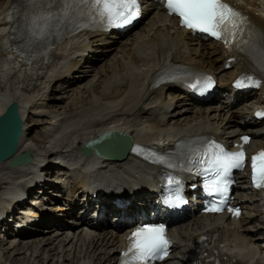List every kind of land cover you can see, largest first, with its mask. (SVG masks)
<instances>
[{
    "label": "bare ground",
    "instance_id": "bare-ground-1",
    "mask_svg": "<svg viewBox=\"0 0 264 264\" xmlns=\"http://www.w3.org/2000/svg\"><path fill=\"white\" fill-rule=\"evenodd\" d=\"M13 1L0 0V115L7 105L17 103L24 124L16 151L0 162V264H117L121 239L112 234L113 227L94 233L95 217L80 226L74 219L81 211L80 203L86 200L82 191L98 182L109 190L135 186L148 190L157 181L151 165L128 154L120 161L101 159L93 153L84 157L78 155L80 145L107 131H126L149 144H170L183 133L196 134L202 129L231 139L249 126L243 119L249 115L251 103L261 104L260 98L253 94L238 109L226 110L231 101L243 98L237 93L223 95L229 90L227 79L237 73L236 67L221 71L220 49H214L213 55L210 46L197 34L179 27L176 18L166 16L157 5L150 10L151 1L145 4L143 24L124 38L80 32L61 42L48 62L47 57H41V63L12 59L2 33L8 27L3 20ZM244 1L251 8L247 10L249 18L264 32V17L253 9L264 7V2ZM168 53L172 62L188 63L213 77L221 91L202 100L171 83L152 85ZM237 112L244 116L238 119ZM34 124H41L39 134ZM25 152L31 160L15 168L8 166L14 155ZM87 169H96L89 178ZM74 194L80 203H75ZM152 201L137 199L122 217L121 210L103 201L107 212L97 214L104 216V221L126 220L142 212L160 215V205L149 203ZM90 206L96 213L99 205ZM87 222H91L89 232L84 228ZM185 222L182 229L170 232L176 241L175 254L189 251L190 237L201 229H222L219 226L227 227L224 231L236 248L246 250L243 256L264 252L260 236L236 229L240 221L235 226L219 215H205ZM254 227L263 228L256 221ZM182 261L172 259L163 264Z\"/></svg>",
    "mask_w": 264,
    "mask_h": 264
},
{
    "label": "snow or ice",
    "instance_id": "snow-or-ice-1",
    "mask_svg": "<svg viewBox=\"0 0 264 264\" xmlns=\"http://www.w3.org/2000/svg\"><path fill=\"white\" fill-rule=\"evenodd\" d=\"M170 16L179 19L181 27L193 32L206 34L223 42L229 52L244 53L251 63L252 74H242L234 82L236 88L264 87V32L251 24L248 17L225 0H158ZM140 0H20L18 33L13 39L22 41L17 47L21 58L31 54L35 58L36 49L46 56L50 50V38L61 36V30L75 32L83 29L107 30L123 28L140 18ZM11 19V14H9ZM27 62H31L28 60ZM260 75L257 76L256 73ZM213 86L211 77L204 78L201 94ZM195 87V86H193ZM258 118H264V111H257ZM238 151H228L222 145L211 143L202 152L198 164L204 173L214 179L206 184L209 195L219 197L213 200L205 211L221 212L227 201L231 173L242 169L246 163L243 148L250 137H241ZM136 151V149H133ZM162 162V161H159ZM250 180L253 187L264 189V149L251 156ZM173 181L169 179L171 184ZM178 183V181H177ZM184 201L177 193L165 203L178 207ZM234 216L239 209L228 208ZM164 224H144L136 227L127 237V248L121 253V264H150L163 260L168 254L171 241L167 238ZM204 240V237L200 238Z\"/></svg>",
    "mask_w": 264,
    "mask_h": 264
},
{
    "label": "water",
    "instance_id": "water-1",
    "mask_svg": "<svg viewBox=\"0 0 264 264\" xmlns=\"http://www.w3.org/2000/svg\"><path fill=\"white\" fill-rule=\"evenodd\" d=\"M22 131L23 120L18 105L14 102L10 103L0 115V162L7 160L16 151ZM86 145L88 150L93 147L90 142ZM29 160L31 157L28 152L14 155L9 161V167L15 168Z\"/></svg>",
    "mask_w": 264,
    "mask_h": 264
},
{
    "label": "rangeland",
    "instance_id": "rangeland-1",
    "mask_svg": "<svg viewBox=\"0 0 264 264\" xmlns=\"http://www.w3.org/2000/svg\"><path fill=\"white\" fill-rule=\"evenodd\" d=\"M261 8H262V9H261ZM256 10H258V11H260V12L264 13V7H261V6H260V7L256 8ZM101 57H103V56H101ZM103 58H104V57H103ZM103 58H100V60H102ZM99 62H100V61H99ZM99 62H98V63H99ZM56 88H57V86H56ZM32 126H34V127H35V128H34V130L36 129V130H37V132H38L37 134H39V131H40V130H39V128H37V127H40V126H41V124H40V125H39V124H34V125H32ZM33 133H34V131H33ZM40 133H41V132H40ZM21 180H22V179H21ZM2 235H3V234H1V237H2ZM1 237H0V241H1V240H2V238H3V237H2V238H1ZM5 237H7V236H5ZM3 242L7 244V242H6V241H4V240H3V241H2V243H3ZM19 255H20V254H19Z\"/></svg>",
    "mask_w": 264,
    "mask_h": 264
}]
</instances>
